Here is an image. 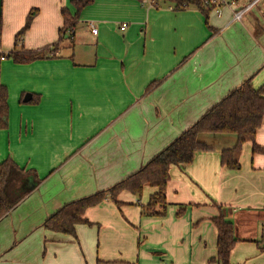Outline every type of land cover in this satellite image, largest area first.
Masks as SVG:
<instances>
[{"label": "crops", "instance_id": "obj_1", "mask_svg": "<svg viewBox=\"0 0 264 264\" xmlns=\"http://www.w3.org/2000/svg\"><path fill=\"white\" fill-rule=\"evenodd\" d=\"M253 1L218 17L164 0H95L60 41L72 0H0V84L9 92L0 163L36 173L31 192L0 218V264H217L212 219L222 211L238 240L230 264H264V121L261 150L246 142L240 170L222 162L236 134H200L213 149L171 168L165 216L142 214L158 192L145 187L141 198L125 191L120 205L109 198L90 208L92 225H78L76 237L44 227L66 204L138 172L245 81L264 85V0L232 21V10ZM22 48L50 53L17 64L9 54Z\"/></svg>", "mask_w": 264, "mask_h": 264}, {"label": "trees", "instance_id": "obj_2", "mask_svg": "<svg viewBox=\"0 0 264 264\" xmlns=\"http://www.w3.org/2000/svg\"><path fill=\"white\" fill-rule=\"evenodd\" d=\"M95 0H72L76 14L72 16L68 9L63 10L64 27L61 30L60 41L73 37V32L81 12L92 5ZM143 2L144 0H139ZM172 4L175 10L195 7L202 10L206 15L211 11L207 8L210 0H164ZM36 16L32 12L24 29L17 35L20 40L30 28ZM3 30V17L0 15V35ZM50 51H28L22 48L16 49L9 54L17 64H28L47 58ZM9 92L7 87L0 84V130L8 128ZM264 121V85L256 89L252 79L245 81L239 88L233 90L226 98L207 111L202 118L192 127L183 132L164 150L153 157L138 172L116 184L106 191H100L93 195L75 200L63 206L57 213L49 217L44 227L52 232L63 233L76 237V227L80 224L92 225L86 218L90 208L96 207L112 199L120 205L118 196L122 192H130L137 197H142L145 187L156 188L158 192L151 197L147 206L142 207L145 216H165L167 212L166 192L170 181V171L173 166L191 164L197 152L210 151L213 148L204 142H200L198 136L205 133H233L238 136V143L233 149L222 151V162L232 170H240V158L243 145L251 142L253 153L261 150L256 143L257 131ZM34 177V171L29 172L21 168L13 159L0 163V218L12 210L30 192L29 175ZM39 182L32 181L33 184ZM221 208V207H220ZM183 210L178 211V216ZM218 233L217 257L212 262L217 264H230L231 253L238 243L235 237L234 225L222 211L218 217L212 219Z\"/></svg>", "mask_w": 264, "mask_h": 264}, {"label": "built area", "instance_id": "obj_3", "mask_svg": "<svg viewBox=\"0 0 264 264\" xmlns=\"http://www.w3.org/2000/svg\"><path fill=\"white\" fill-rule=\"evenodd\" d=\"M258 2L259 0H256L237 10H232V21L241 22L244 15L250 12ZM236 4H237V0H210L207 3V8L210 9L211 11H214L218 17H222L224 9L226 8L234 9ZM150 5L151 6L156 5L155 0H150ZM90 27L93 33L97 35L98 33L97 27L94 24H91ZM126 28H127V24H123L121 30L124 31ZM2 59H5V57H2Z\"/></svg>", "mask_w": 264, "mask_h": 264}, {"label": "water", "instance_id": "obj_4", "mask_svg": "<svg viewBox=\"0 0 264 264\" xmlns=\"http://www.w3.org/2000/svg\"><path fill=\"white\" fill-rule=\"evenodd\" d=\"M31 99H32V96L30 94H27L26 97H25V99H24V102L25 103H28V102L31 101Z\"/></svg>", "mask_w": 264, "mask_h": 264}, {"label": "rangeland", "instance_id": "obj_5", "mask_svg": "<svg viewBox=\"0 0 264 264\" xmlns=\"http://www.w3.org/2000/svg\"><path fill=\"white\" fill-rule=\"evenodd\" d=\"M32 12H35L36 15H37L38 10H37V9H34V10H32V11L30 12V14H31ZM30 14H29V15H30Z\"/></svg>", "mask_w": 264, "mask_h": 264}]
</instances>
